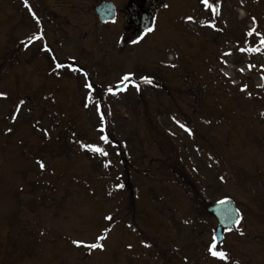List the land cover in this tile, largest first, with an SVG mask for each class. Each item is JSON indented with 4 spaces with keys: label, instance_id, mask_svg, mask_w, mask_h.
Returning a JSON list of instances; mask_svg holds the SVG:
<instances>
[{
    "label": "rangeland",
    "instance_id": "rangeland-1",
    "mask_svg": "<svg viewBox=\"0 0 264 264\" xmlns=\"http://www.w3.org/2000/svg\"><path fill=\"white\" fill-rule=\"evenodd\" d=\"M186 10L175 12L190 15L182 25L197 30L193 56L176 66L183 35L166 11L131 46L103 44L115 62L102 56L101 97L80 94L96 97L93 105L59 107L55 94L35 103L29 90L19 102L0 79V264L98 261L99 253H86L89 224L101 217H146L152 228L140 225L138 234L161 247L164 264H190L194 256L197 264H264V0H197ZM9 24L0 23V58L18 37ZM160 53L173 56H153ZM126 74L123 91L108 90ZM221 199L240 210L236 228L246 233L229 232L215 244L223 259L210 256L215 227L211 233L205 216Z\"/></svg>",
    "mask_w": 264,
    "mask_h": 264
},
{
    "label": "flooded vegetation",
    "instance_id": "flooded-vegetation-1",
    "mask_svg": "<svg viewBox=\"0 0 264 264\" xmlns=\"http://www.w3.org/2000/svg\"><path fill=\"white\" fill-rule=\"evenodd\" d=\"M196 3L197 0H27V3L25 0H0V23L7 26L12 22L14 28H18V37L14 36L12 52L3 48L5 57L0 58L1 83L13 90L15 100L19 102L24 99L22 91L29 90L38 95L35 103H43L48 94H55L57 99L54 103L59 107H64L67 103L73 107L93 105L96 97L92 101L90 94L89 97H80V94L82 91L94 93L95 90L94 94L99 95L103 70L102 56H109L110 62H115L113 56L116 53L103 54V44L109 51L110 48L116 49L118 39L121 49L131 46L133 41L138 42L146 35L149 32L146 29H151L159 16L163 14L164 17L167 11L170 17L177 20V27L183 35L182 43H178L182 46H178L180 49L175 47L177 66L183 61L184 56H193L197 45L200 44L197 30L189 29L187 27L189 23L182 25V19L187 13L184 12L185 16L182 18L179 16L183 12L182 9L191 10ZM99 5H103L101 14L96 11ZM24 10L30 14L34 28L25 26V15L22 14ZM175 10H179L180 13H176ZM195 21L198 24L197 17ZM9 33L11 29L7 31V34ZM200 40L207 44L206 38ZM207 50L204 56H210ZM155 56L169 55L160 53ZM158 61L157 64L160 65L163 59L160 58ZM209 62L208 59L205 74L212 71L209 69ZM57 64L63 66L57 67ZM86 83H90L92 87L86 88ZM100 102L99 99L95 104L101 105ZM204 111L207 112V109L201 110L202 113ZM190 216V221L198 222L197 218H192L197 216L195 212ZM205 216L211 223L210 231L213 233L216 220L211 213ZM141 219L143 223H139L137 218L129 220L101 217L91 220L94 224H88L93 227L91 230L94 237L87 241L90 245L98 246L91 247L93 250H88L86 255L96 252L100 256L98 261L94 260L95 262L91 264H164L162 250H159L161 247L149 246L138 234L140 225L149 230L152 228L146 217H141L140 221ZM150 220L159 221V225L166 223L161 217L150 216ZM233 231L238 229L232 228L224 234ZM238 234L246 236L245 231ZM226 235H223L221 242H224ZM154 236H158L159 242L165 241V236H160L158 230L154 231ZM210 245L212 242L209 247ZM150 251L153 253L151 258ZM75 252L80 256L81 252ZM194 259L195 256L190 260V264H197Z\"/></svg>",
    "mask_w": 264,
    "mask_h": 264
},
{
    "label": "water",
    "instance_id": "water-1",
    "mask_svg": "<svg viewBox=\"0 0 264 264\" xmlns=\"http://www.w3.org/2000/svg\"><path fill=\"white\" fill-rule=\"evenodd\" d=\"M96 10L98 11L99 8H97ZM125 84H126L125 81L118 83L115 86V89L120 90L125 86ZM208 211L213 212L218 217L220 223V225L217 228V234H216L217 240H219L221 236L220 234L221 227L222 226L230 227L238 219L237 210L233 206L232 202L229 200H223L214 205L209 206Z\"/></svg>",
    "mask_w": 264,
    "mask_h": 264
},
{
    "label": "snow or ice",
    "instance_id": "snow-or-ice-1",
    "mask_svg": "<svg viewBox=\"0 0 264 264\" xmlns=\"http://www.w3.org/2000/svg\"><path fill=\"white\" fill-rule=\"evenodd\" d=\"M25 3H27V0H25ZM204 3L207 4L208 3V0H204ZM189 19H191V17H189ZM146 31H151V29L148 28V29H146ZM35 38H37V37H33V39H35ZM138 39H139V37H138ZM133 42L135 43L136 41H133ZM261 43L264 44V40H262ZM62 66L63 65L57 64V67H62ZM72 70L75 71L76 69H72ZM130 75L131 74H126L123 79L124 80H128V78H129ZM144 79H147V78H144ZM148 83H151V80H148ZM85 87L86 88H91L92 85L90 83H86L85 84ZM109 91H111V89H109ZM0 95H4V93H0ZM181 127H183V125H181ZM100 139L101 140H104L105 142H107V139L108 138H107V136H101ZM87 147L89 149L95 151V152L100 153L101 155H106V153L104 152V150L102 148L98 147V146H95V145H87ZM40 166L41 167H44V165H43L42 162H41ZM117 187H122V185H117ZM74 243H79V242H74ZM97 246H98L97 244H92L90 247L95 248ZM215 248H216V245H215V242H213V244L210 245V247H209V251L211 252V254L213 256H217V257H220L222 259L223 258H226V255H225V253L223 251H216Z\"/></svg>",
    "mask_w": 264,
    "mask_h": 264
},
{
    "label": "bare ground",
    "instance_id": "bare-ground-1",
    "mask_svg": "<svg viewBox=\"0 0 264 264\" xmlns=\"http://www.w3.org/2000/svg\"><path fill=\"white\" fill-rule=\"evenodd\" d=\"M238 13H239V15L243 18V16H244V11H243L242 9L238 8Z\"/></svg>",
    "mask_w": 264,
    "mask_h": 264
}]
</instances>
